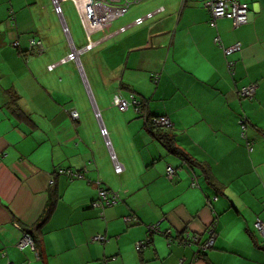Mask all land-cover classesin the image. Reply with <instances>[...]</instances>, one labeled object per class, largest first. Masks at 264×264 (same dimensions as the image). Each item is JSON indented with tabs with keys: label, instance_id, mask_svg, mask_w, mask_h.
Masks as SVG:
<instances>
[{
	"label": "crops",
	"instance_id": "crops-1",
	"mask_svg": "<svg viewBox=\"0 0 264 264\" xmlns=\"http://www.w3.org/2000/svg\"><path fill=\"white\" fill-rule=\"evenodd\" d=\"M206 1L134 5L111 30L128 28L85 55L86 87L74 62L60 63L70 48L52 1L0 0V264H264V237L254 226L264 219V0H243L252 19L238 27L229 18L212 26ZM32 38L43 49L28 56ZM236 43L240 50L225 55ZM228 59L236 60L233 72ZM250 83L255 95L240 97ZM117 92L145 100L146 113L120 111ZM151 115L170 118L179 154L147 128ZM169 164L179 168L175 179ZM86 167L80 179L58 173ZM97 181L120 193L117 204L95 205ZM215 219L216 240L198 255L186 235L206 241ZM156 225L173 241L151 235ZM26 230L38 237L37 249L18 246Z\"/></svg>",
	"mask_w": 264,
	"mask_h": 264
},
{
	"label": "built area",
	"instance_id": "built-area-1",
	"mask_svg": "<svg viewBox=\"0 0 264 264\" xmlns=\"http://www.w3.org/2000/svg\"><path fill=\"white\" fill-rule=\"evenodd\" d=\"M64 1L67 0H52L54 11L58 14L60 18L62 28L66 35L70 48V51L64 58L60 60V63H67L69 61L74 62L80 70L82 76H85L82 63V55L88 51H91L95 47L106 42L107 40L114 38L116 35L124 32L128 28V26H121L115 30H111V27L115 21L122 18L134 5L140 4L141 2L146 0H70L74 3L76 7L80 23L87 38V43L83 47H78L73 40L70 27L64 15ZM204 6L211 14L212 26H216V21L220 18L232 19L233 24L236 27L246 24L252 19V9L250 7V4L243 0H207L204 3ZM162 10L163 8H159L157 12H160ZM154 14L155 12H150L146 16L138 18L135 23L141 24L145 18H151ZM98 33H101V36L98 38H94L93 36L97 35ZM217 42H220L219 38H217ZM17 44L18 43H15V45ZM42 45V42L35 38H32V40L30 41V49H34L32 51L42 50ZM240 48V43H236L231 47L225 48L224 53L228 56L240 50ZM235 64L236 60H227V65L231 72H233ZM57 65L58 63H52L48 66V69L53 70ZM155 75V82H158L159 74L157 73ZM256 89L257 84L250 83L241 87L238 91V95L242 98H252L256 93ZM112 104L122 112L126 111L130 106H134L135 109L141 114L143 112V107L145 108L147 106V103H145L142 99H139L135 94H130L128 97H125L121 94V92H118L113 96ZM93 108L95 111V116L99 121L100 134L104 138L105 144L108 148L110 158L114 166V171L116 174H121L124 171L125 167L123 163L119 160L117 154L115 153L113 143L109 135V130L102 121L100 110L98 109V107H96L95 104L93 105ZM71 115L74 120H77L79 117V113L75 110L71 111ZM247 119L248 118L246 117L241 119L243 136L245 135L246 124L248 122ZM151 120L153 124L157 127L170 128L172 126V121L168 116H155ZM248 148L252 149L251 146H248ZM85 169H60L59 173L67 175L71 180L80 179L85 177ZM177 173L178 170L172 165H169L167 167V174L170 179H175ZM97 185L99 186V199L102 201V203H99L98 201L95 203V205L109 206L118 202V200L120 199V193L107 189L106 187L101 185L100 181H97ZM191 185L193 187L198 186L197 180L193 179ZM215 199H217V197H215ZM132 220V217L126 218V221ZM216 222L217 221L214 220L208 227L209 237L201 246V249H203V251L212 247L215 242L217 236ZM255 228L264 236V220L260 217H257L255 220ZM158 229L159 228L156 225L152 226L150 231L154 232ZM94 239L97 241L105 242L106 236L97 235ZM196 239L197 238H195V240ZM18 246L20 248L31 246L33 249H36L32 237L28 234H25ZM143 246L144 242H138L136 244V247L138 249ZM178 264H184V260L181 259Z\"/></svg>",
	"mask_w": 264,
	"mask_h": 264
},
{
	"label": "trees",
	"instance_id": "trees-1",
	"mask_svg": "<svg viewBox=\"0 0 264 264\" xmlns=\"http://www.w3.org/2000/svg\"><path fill=\"white\" fill-rule=\"evenodd\" d=\"M144 2V1H143ZM142 3V2H141ZM209 12V11H208ZM210 14V13H209ZM210 16H211V14H210ZM116 22V21H115ZM114 22V23H115ZM85 33V32H84ZM117 36V35H116ZM85 37H86V35H85ZM87 39V38H86ZM43 46V45H42ZM95 48H97V47H95ZM94 48V49H95ZM42 49H43V47H42ZM32 50H34V49H30L29 48V50H27V53H26V55H30V54H33V53H37V52H39L40 50H36V51H32ZM32 51V52H31ZM89 52V51H88ZM55 69V68H54ZM155 74H157V73H155ZM155 74H153L152 75V80H153V82L154 83H158V82H155ZM159 74V73H158ZM159 79H160V74H159ZM159 79H158V81H159ZM118 93V92H117ZM116 94V93H115ZM130 94H135V93H130ZM129 94V95H130ZM136 95V94H135ZM137 96V95H136ZM138 97V96H137ZM139 98V97H138ZM140 99V98H139ZM113 100V99H112ZM144 102H146L145 100H143ZM147 103V102H146ZM148 106V105H147ZM145 111V108L143 107V112ZM124 112V111H123ZM143 112H142V114H143ZM139 113V112H138ZM146 112H144V114H145ZM141 114V113H140ZM155 116H166V115H151V116H149L148 118H147V120H146V126H147V128L151 131V133H153L154 134V136L156 137V138H158L161 142H163L172 152L174 151V153H177V154H179L180 152H179V150H178V148L176 147V145L174 144L175 143V137H174V135L173 134H171L170 133V128L172 127H170V128H165V127H157V126H155L154 124H153V122H152V118L153 117H155ZM182 158H184L187 162H189V163H191L192 164V162L190 161V159H188L186 156H181ZM169 165H171V164H169ZM168 165V166H169ZM173 166V165H172ZM173 167H175L177 170L179 169L178 167H176V166H173ZM65 169H68V168H65ZM72 169V168H71ZM83 169H85V168H83ZM83 169H81V170H83ZM74 170H76V169H74ZM88 171V169H87V167H86V169H85V173ZM166 172H167V170H166ZM59 173V172H58ZM60 174V173H59ZM64 175V174H63ZM67 176V175H66ZM70 179V178H69ZM71 180V179H70ZM74 180V179H73ZM56 196L58 197L59 196V194H56ZM118 203V202H117ZM116 203V204H117ZM114 205V204H113ZM109 206H111V205H109ZM51 211H52V208H50V210H48L46 213H45V215L43 216V218H42V220L40 221V223L38 224V227L40 226V224L44 221V220H46L47 219V217L50 215V213H51ZM257 218V217H256ZM261 218V217H260ZM261 219H263V218H261ZM216 220V219H215ZM256 220V219H255ZM264 220V219H263ZM135 220L133 219L132 221H126L127 223H129V222H134ZM254 226H255V222H254ZM209 227V226H208ZM28 235H30L31 237H32V239H33V242H34V245H35V248L37 249V244H38V241H37V236H35V233H34V231L33 230H26L25 231ZM207 232L209 233V231H208V229H207ZM259 232V231H258ZM150 233H151V235L152 234H154V233H161V234H164V235H166L167 236V238L170 240V241H173V239H174V237H171V233H170V231H165V232H162L160 229H158L157 231H154V232H152V231H150ZM260 233V232H259ZM260 235L262 236V237H264L261 233H260ZM186 236H188L187 237V239H186V243H188V244H190V246H192V245H197L198 246V255L199 254H201L202 252H204L203 251V249H201V246L203 245V243L205 242H202V240H201V234H193V235H189L188 233H187V235ZM186 238V237H185ZM195 238H197L196 240H195ZM189 239H190V242H189ZM187 240H188V242H187ZM216 240V239H215ZM147 244V243H146ZM144 245H145V242H144ZM142 248V247H141ZM140 248V249H141ZM181 260V259H180ZM179 260V261H180ZM178 261V262H179ZM178 264V263H177Z\"/></svg>",
	"mask_w": 264,
	"mask_h": 264
},
{
	"label": "rangeland",
	"instance_id": "rangeland-1",
	"mask_svg": "<svg viewBox=\"0 0 264 264\" xmlns=\"http://www.w3.org/2000/svg\"><path fill=\"white\" fill-rule=\"evenodd\" d=\"M63 8H64V14H65L67 23H68V25L70 27V30L72 31L71 34L73 33V36L75 38L77 46L78 47H83L84 45H86L87 39L85 37V33H84V30H83L82 25L80 23L79 15H78V12L76 10V7H75L74 3L72 1H70V0L64 1L63 2ZM55 14L58 16L57 13H55ZM59 21H60V19H59ZM60 25H61V21H60ZM61 27H62V25H61ZM63 33H64V31H63ZM64 35H65V33H64ZM93 37L95 38L96 35H94ZM67 44H68V41H67ZM68 48H69V45H68ZM92 51H93V49H92ZM89 52H86L82 56V62H84L83 61L84 58H85L86 63L88 62V56L85 57V55L88 54ZM87 66H88V64H86L84 66V63H83L84 72H85V67L87 68ZM87 70H88V68H87ZM84 84H86V87L88 86L87 78H86V82L84 81ZM101 117H102V115H101ZM102 120H103V117H102Z\"/></svg>",
	"mask_w": 264,
	"mask_h": 264
},
{
	"label": "water",
	"instance_id": "water-1",
	"mask_svg": "<svg viewBox=\"0 0 264 264\" xmlns=\"http://www.w3.org/2000/svg\"><path fill=\"white\" fill-rule=\"evenodd\" d=\"M84 78H85V81H86V76H84Z\"/></svg>",
	"mask_w": 264,
	"mask_h": 264
}]
</instances>
